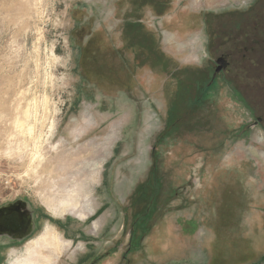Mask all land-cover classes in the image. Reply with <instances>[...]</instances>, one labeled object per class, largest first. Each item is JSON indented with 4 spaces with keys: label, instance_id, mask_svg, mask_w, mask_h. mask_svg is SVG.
Segmentation results:
<instances>
[{
    "label": "rangeland",
    "instance_id": "rangeland-1",
    "mask_svg": "<svg viewBox=\"0 0 264 264\" xmlns=\"http://www.w3.org/2000/svg\"><path fill=\"white\" fill-rule=\"evenodd\" d=\"M254 2L188 0L151 16L139 34L146 42L136 48L158 58L140 60L146 68L122 70L115 80L109 54L124 43L114 0H0V214L23 211L34 233L21 248H0V264L37 261L25 246L49 227L76 241L56 264H78L86 250L76 236L101 231L104 251L120 239L119 253L105 254L101 264H264V125L251 126L264 118V83L242 72L247 21L264 33V3L250 10ZM179 12L195 23L191 32L163 26ZM215 28L224 35L209 47ZM227 32L232 43L222 46ZM91 36L99 42L87 50ZM99 43L110 50L108 61L93 59ZM227 53L235 60L230 76L192 104L194 85L207 87L214 57ZM263 55L256 43L247 56L256 62ZM178 72L186 80L176 100ZM246 86L255 91L252 101ZM170 108L177 117L166 126ZM22 123L25 130L17 128ZM153 151L158 211L141 248L128 255V202L151 172ZM77 195L90 213L85 222L75 213L54 217L46 204Z\"/></svg>",
    "mask_w": 264,
    "mask_h": 264
},
{
    "label": "flooded vegetation",
    "instance_id": "flooded-vegetation-1",
    "mask_svg": "<svg viewBox=\"0 0 264 264\" xmlns=\"http://www.w3.org/2000/svg\"><path fill=\"white\" fill-rule=\"evenodd\" d=\"M187 2L188 0H114L115 16L118 17L120 21H122L121 37H122V42L124 43L123 49L118 50L113 47L112 49L113 53L111 55L109 54L110 50L109 52L108 51L106 52V50H104L102 46L99 47L100 45L99 43L98 46L96 47L97 52L96 53L93 52V59H96L98 62L99 61L105 62L108 61L107 55L109 54V58H111L109 60L110 61L112 60L114 62L113 70L115 73V80L119 77V72L122 70L127 69V71L136 72L137 68L138 69L146 68L147 63L141 64L140 60L149 61L153 56L155 58L158 57L152 54V50L148 49V47L145 48V51L143 52H139V53L137 52L136 43L137 44L138 42L139 44L145 43L147 37L144 33L142 34V37L139 35L141 29H143V27L146 28V24L147 23L149 24L151 16H161V14H163L167 10L175 11L174 6L176 7L177 4L179 5L188 4ZM262 2L264 3V0H255V2L252 3L250 10H252L256 6L262 5ZM236 11H243V10H236ZM188 18L189 17L187 15L184 14L182 15V13L179 12L174 18L172 17V20L169 21V23H167L168 21L164 22L165 24L163 23V26L165 25H169L168 27L170 26L181 27V25L188 26L189 32H191L192 31L191 29L194 28L196 25L193 21L190 22L189 20H187ZM247 23L248 26L244 30L245 33L243 38L244 48L242 50L245 52V54H244V59H242V61L244 62L242 72H244V76L248 77L247 79L252 80L253 82L256 83L257 86H259L258 84L262 85L264 83V55L260 60L257 59L256 62L254 61L251 62L250 57L247 55L250 54V51L252 52L255 51L256 43L258 46H260V48H263L264 50V37H261L260 35V34L263 35L264 33L260 32V28L256 27L254 21H247ZM216 29L217 28L209 31L210 38L212 39L211 43L209 42L210 44L209 47L210 46L213 47V45H217L215 43L217 42V39L219 37L221 39L222 36L224 35L222 33V36H220L218 30ZM189 32H186L183 36L186 37L190 35L188 34ZM255 34L260 39V41H257V39L254 36ZM229 35L231 34L227 32V35L225 36V40L222 46L227 43L230 45L229 43L230 41L232 43V37ZM96 42L98 43L99 40L91 36L89 42L86 44V49L88 50L87 45L88 46L94 45ZM148 42L149 44H151L152 47V40H150V36H148ZM87 50H85V56L89 55L87 53ZM127 50L130 52V54H127ZM134 51H136V53H134ZM156 53L159 55L158 51H156ZM181 55H183V53ZM136 60L139 62L138 67L135 65ZM213 60L214 63L207 87L199 83H196L194 85L193 89L195 92V96H194L195 98L194 100L191 101V103L196 104V106L197 105L200 106L203 102H205L207 98L212 97L214 95V92L211 91V89L215 87V85L222 76H226V75L230 76V73L234 69L235 60L234 57L232 58L231 53H227L221 56H216L214 57ZM104 62L101 65L102 68H105L107 66V63ZM257 66H258V73L256 75H253L251 71L257 68ZM176 77L178 84L174 94V99L178 100L180 93H182L180 90H183L184 88L183 86L185 84L184 81L186 79L184 72H178ZM254 78H256V80ZM116 83L117 84L119 83L118 80ZM245 89L249 91L248 97L252 101V98L255 95L254 94L255 91L248 88L247 86L245 87ZM185 90H186V86H185ZM244 97H245L244 99L245 108L247 110H250L251 106H249V103L247 102V96L244 95ZM174 104L175 103H172V105ZM172 110L173 108L172 109L170 108L171 112L169 111L170 114H168L169 116L167 117L166 126H169L171 119L173 120L175 117H177V115L174 113V110L172 113ZM252 125L255 127L264 125V118L262 116H257V118H255V121H253L251 126ZM151 157L153 163L151 172H149L148 177L135 188L128 202L127 210H131L132 212H134L133 216L131 217L132 221L130 223V229H129V241L126 250L128 255L134 251H138L141 248L143 241L147 239L148 235L152 231L151 223L153 222L154 217L158 211V200L160 197L158 191L160 189L161 192L162 185L160 179L158 178L159 176L157 175L158 165L156 163V159H157L156 151H153L151 153ZM152 185L154 186L152 187ZM127 210H125V212L123 213L124 218L126 220H127L126 217H128ZM102 211H103V207L98 208L95 216L99 215ZM36 217H38V215H36ZM28 220L29 219L26 218L24 212L19 209H13L8 213L0 214V248L1 249L6 247L7 248L23 247V245L27 241V238L34 234V233L30 234L33 226L30 225V222H28ZM63 223L64 222L62 221L58 222V224L62 226ZM125 227L126 225L123 226V231H125ZM9 234H11L12 236L10 237ZM90 237H88L86 233H84V235L82 236L81 235L76 236V239L82 238L85 240L84 244L86 250L85 256H83L84 258L82 257V260L78 261V264H101L105 254H109L111 251H113L114 254L119 253L120 251L119 238L117 240L115 239L113 240V245L109 247L108 251H104L105 239H104L103 231H101L100 234H97L96 237H92V236ZM10 238H13L14 240H16V242H12ZM75 242L76 241L74 240L72 241V244L71 242H69L68 248L73 247L75 245ZM2 251L0 250V257L3 254ZM123 258L124 261H126L127 255H124Z\"/></svg>",
    "mask_w": 264,
    "mask_h": 264
},
{
    "label": "bare ground",
    "instance_id": "bare-ground-1",
    "mask_svg": "<svg viewBox=\"0 0 264 264\" xmlns=\"http://www.w3.org/2000/svg\"><path fill=\"white\" fill-rule=\"evenodd\" d=\"M25 117H27V115ZM17 128L25 130L27 127L25 128V125L22 123L19 124ZM30 129L29 131H31ZM24 133L22 132V135ZM102 170L103 169H101V171ZM47 199L48 200L46 204L53 211L54 217H62V216H67V214L70 213L73 214L75 213L77 218L82 222H85L90 217V213L86 214L83 211H81L80 209L81 201L79 195L73 197L70 196V199H61L58 204H56L57 202L55 203L53 201H49V198ZM98 220L93 224L94 231H97L101 226V222L100 220L99 221ZM56 231L57 230H55L54 228L49 227L45 229L44 234L41 237H39V239L37 238L36 241L33 242L28 241L30 243L26 244L25 246L26 250L35 249L38 259L36 261L34 259L29 260L24 257L23 264H56L58 262L57 260L61 258L62 253L66 251V249H68V245H69V242L63 240Z\"/></svg>",
    "mask_w": 264,
    "mask_h": 264
}]
</instances>
